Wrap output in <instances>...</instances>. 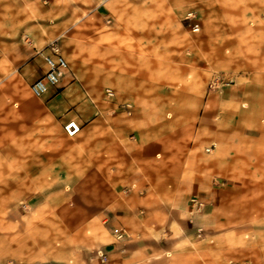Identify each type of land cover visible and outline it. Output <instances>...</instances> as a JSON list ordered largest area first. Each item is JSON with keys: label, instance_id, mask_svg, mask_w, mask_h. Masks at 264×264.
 Returning <instances> with one entry per match:
<instances>
[{"label": "rangeland", "instance_id": "rangeland-1", "mask_svg": "<svg viewBox=\"0 0 264 264\" xmlns=\"http://www.w3.org/2000/svg\"><path fill=\"white\" fill-rule=\"evenodd\" d=\"M2 1L0 261L264 264V0Z\"/></svg>", "mask_w": 264, "mask_h": 264}, {"label": "crops", "instance_id": "crops-1", "mask_svg": "<svg viewBox=\"0 0 264 264\" xmlns=\"http://www.w3.org/2000/svg\"><path fill=\"white\" fill-rule=\"evenodd\" d=\"M35 1V0H34ZM34 1L33 0H3L2 1V4H3V13H6L8 15L4 16L2 19H4V28H8V29H14L16 28L17 26L21 27V26H24V28L28 31L27 34L29 35V38L32 42L33 45L36 46V48L32 49V45L29 46V47H26L24 48V51H25V56L24 58H20V59H30L31 55H36L37 53L40 54V57L43 59V54L46 52H42V50H44V48L48 45V43H50L51 41L57 39L56 37H52V33H47L46 31L43 30V26H42V23L43 22H40V21H37V22H34L31 18L27 20H25L24 22H19L18 24H16L12 19V15L18 11L19 13L21 12V10H18V8H20V3L21 2H24L25 4L27 3H30V4H34ZM35 9L33 8V11L34 10H37L39 8H43V2H41V6H35ZM21 9V8H20ZM25 16L27 17L29 15V17H34L33 14H30L32 12H28L27 10H23ZM15 23V24H14ZM22 28V27H21ZM31 49L33 50V53L31 54ZM31 60V59H30ZM45 64V62H44ZM29 65V64H28ZM45 70H46V65H45ZM41 76V75H40ZM39 75L37 76H34L33 77V81L40 77ZM71 74L70 73H67L60 81L59 85L58 86H64V88L68 87L69 85H64V83L70 78ZM32 81V82H33ZM53 89H56V87H49L48 90L46 92H50L52 91ZM45 92V93H46ZM63 92V90H62ZM56 98V97H55ZM67 121V120H66ZM0 264H9L8 262L6 261H0Z\"/></svg>", "mask_w": 264, "mask_h": 264}, {"label": "built area", "instance_id": "built-area-1", "mask_svg": "<svg viewBox=\"0 0 264 264\" xmlns=\"http://www.w3.org/2000/svg\"><path fill=\"white\" fill-rule=\"evenodd\" d=\"M44 51H46L43 54L46 70L29 85L31 92L36 96L45 93L50 86L57 87L69 70L68 62L57 39L48 43L42 50V52ZM63 128L69 136H74L80 131V125L74 119L68 120ZM114 232L120 234L119 228H115Z\"/></svg>", "mask_w": 264, "mask_h": 264}]
</instances>
